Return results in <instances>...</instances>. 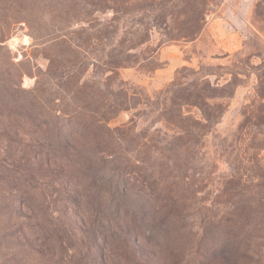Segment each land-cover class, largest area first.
<instances>
[{
    "label": "rangeland",
    "instance_id": "374dc122",
    "mask_svg": "<svg viewBox=\"0 0 264 264\" xmlns=\"http://www.w3.org/2000/svg\"><path fill=\"white\" fill-rule=\"evenodd\" d=\"M73 2L0 0V264H129L130 257L139 264H179L189 258L172 256L164 244L188 255L203 223L214 221L234 204L242 223L246 217L253 221L254 242L264 244V0H210L197 40L166 44L165 34L170 30L176 34L185 20L194 19V11L190 0H153L166 5L167 11L155 15H171L170 28L146 24L152 41L137 52L157 48L160 69L154 70L155 63L144 73L131 67L120 72L121 80L135 91L154 98L183 67L204 69L213 86H227V97L216 100L224 110L219 123L207 129L187 123L182 131L146 111L143 102L96 123L111 130L133 124L138 141L114 135V142L119 148L135 147V154L171 181V189L175 175L183 171L184 189L193 197L195 209L182 225L183 241L170 245L157 242L162 239L159 234H141L135 215L122 212L127 208L138 216L151 213L150 198H123L125 203L105 205L100 200L106 189H93L89 195L90 165H79L69 150L57 152L40 145L52 135L50 126L14 105L4 91L11 82L14 88L38 90L60 111L78 107L79 99L90 94L92 55L86 51L92 38L80 29L83 22L72 18ZM100 17L110 19L112 12ZM56 35H67L83 46L81 59L75 61L62 45H55ZM173 52H181L183 61L171 66ZM190 114L202 117L195 108ZM74 143L84 151L88 145L83 140ZM78 195L86 199L81 207L75 205ZM246 205L251 217L241 209ZM126 247L133 254L128 260ZM254 252L251 264H264V247Z\"/></svg>",
    "mask_w": 264,
    "mask_h": 264
},
{
    "label": "trees",
    "instance_id": "16d2710c",
    "mask_svg": "<svg viewBox=\"0 0 264 264\" xmlns=\"http://www.w3.org/2000/svg\"><path fill=\"white\" fill-rule=\"evenodd\" d=\"M190 1L194 19L185 20L176 34L169 33L171 30L166 33L162 44L176 41L190 43L197 40L206 24L209 4L207 2L210 0ZM73 10L72 18L83 22L80 29L88 32L92 38L91 49L89 47L90 51H86L92 55L94 80L87 86L92 89L90 94L85 99H79L78 107L60 111L51 107L53 101L45 100L38 90H25L21 86L14 88L10 81L9 87H5L4 91L14 105L28 109L31 116L37 118L40 123L50 126L52 135L46 143H39L40 145H50L57 152L69 150L68 155L78 163L80 161L79 165H90L89 195L93 189H106L107 193L100 200L105 201V205L120 203L123 198H150L151 213L138 216L127 208L122 212L127 216L135 215L141 234H159L162 239H156L157 242L170 245L173 244L172 241H183L181 230L185 227L182 225L192 216L195 209L193 197L184 189L183 171H179L181 175H175L176 182L171 189V181L166 177L161 178V170L153 163L144 162L135 154V147L127 145L119 148L114 142V135H119L120 139L129 142L138 141L139 136L135 133L133 124L111 130L101 125H98V128L96 123L111 119L118 110H129L144 103L146 111L159 115L168 127L186 131V124L192 123L199 129H207L223 116V107L216 100L227 97V86H213L205 79L207 76L204 69L196 71L186 66L178 70L175 79L158 91L154 98L148 93L135 91V86H129L121 80L120 72L126 68H138L144 73L142 70L147 66L157 63V48L147 47V50L139 53L137 51L152 41V29L148 24L158 28L156 24L162 23L166 29L170 28L171 15L164 14L159 18L155 15L158 11H167L166 5L161 6L153 0H74ZM110 12V19L100 17ZM143 17L151 22L146 23L141 19ZM55 30L62 33L65 28L56 27ZM55 33L56 31H53L52 35ZM53 43L62 45L69 55L75 57V61L81 59L84 54L81 52L84 50L83 46L67 35H56ZM160 65L157 63L154 70L160 69ZM190 77L194 80L185 81ZM74 98L78 100L77 93ZM192 108L200 111L202 119L190 114ZM33 140L38 144L35 137ZM74 140L87 142L88 145H84L86 150L80 148ZM88 150L91 154L87 153ZM155 154L160 155V152ZM170 174L172 175V172ZM156 178H160L159 181ZM83 202L86 203L85 197L78 195L75 205L81 207ZM247 208L246 205L241 209L246 212V216L251 217ZM238 211L239 206L234 204L219 214L214 221L203 223L202 233H199L198 241L188 255L185 256L178 247L164 244V248L172 251V256L181 258L183 255L184 258H189L182 263L175 259L179 264H251L253 259L250 252L255 253L254 248L264 247V244L254 242L251 236L253 221L246 217L242 223ZM208 225L211 227L208 228ZM127 247L123 253L128 260L133 254ZM130 259L129 264H139L135 258Z\"/></svg>",
    "mask_w": 264,
    "mask_h": 264
},
{
    "label": "crops",
    "instance_id": "0c3cea01",
    "mask_svg": "<svg viewBox=\"0 0 264 264\" xmlns=\"http://www.w3.org/2000/svg\"><path fill=\"white\" fill-rule=\"evenodd\" d=\"M181 61H183V57L181 56V52L178 53V52H173V58L170 59V62H171V66L173 64H178L180 63ZM174 66V65H173ZM177 67V66H176ZM160 80V79H159Z\"/></svg>",
    "mask_w": 264,
    "mask_h": 264
}]
</instances>
